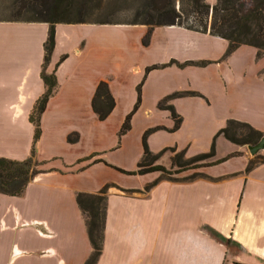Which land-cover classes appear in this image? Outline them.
<instances>
[{
	"label": "crops",
	"instance_id": "crops-1",
	"mask_svg": "<svg viewBox=\"0 0 264 264\" xmlns=\"http://www.w3.org/2000/svg\"><path fill=\"white\" fill-rule=\"evenodd\" d=\"M54 29L46 72H55L57 87L34 144L40 173L20 197L0 194V264H85L92 249L76 196L106 186L96 264H264V151L246 171L258 154L220 136L202 177L186 171L147 190L159 173L128 175L149 131V151L167 150L157 163L163 167L172 150L190 158L208 153L228 121L264 136V54L241 46L225 57V40L178 26L152 28L146 46V26ZM48 30L0 22V158L30 157L29 116L46 90L40 74ZM100 82L114 101L103 121L91 107ZM164 100L181 119L176 130L171 113L158 107ZM69 136L77 140L70 143ZM220 143L230 151L219 152Z\"/></svg>",
	"mask_w": 264,
	"mask_h": 264
},
{
	"label": "trees",
	"instance_id": "trees-1",
	"mask_svg": "<svg viewBox=\"0 0 264 264\" xmlns=\"http://www.w3.org/2000/svg\"><path fill=\"white\" fill-rule=\"evenodd\" d=\"M119 15L125 18H117ZM0 22L39 23L49 26L40 74L46 90L35 103L29 116V121L34 127L30 157L24 161L0 158V194L10 197H20L33 178L40 173L34 144L40 137L41 115L57 87L55 72L51 74L46 72L55 44V25L146 26L149 30L142 40L144 46L149 43L152 28L178 26L225 40L228 43L225 57L241 46L256 49L258 56L264 54V0H216L213 6L208 5L205 0H0ZM173 64L175 63L171 62L169 65ZM156 68H148L146 72ZM183 95L190 94H174L166 100ZM166 100L160 102L158 107L171 113L175 124L174 130H176L181 119L171 106L166 105ZM137 105L138 102L134 110ZM91 107L99 121L105 120L113 110L114 101L106 83L98 84ZM131 116L132 113L125 118L119 131V138L129 130ZM149 132H146L142 138L143 157L137 164L136 171L128 174L141 176L159 173L160 178L147 186V190L161 179L174 181L175 178H171L173 175L202 167L200 163L214 157L215 140L220 136L237 146H253L263 136L248 124L228 121L213 138L208 153L199 154L184 161L181 160L183 153L177 154L171 159V169L175 170H167L157 164L167 150L152 154L146 145ZM76 140V137H68L70 143ZM251 167L252 164L246 171H249ZM107 190L106 186L95 195L77 194L76 196L79 209L85 217V226L92 249L85 264H96L102 253Z\"/></svg>",
	"mask_w": 264,
	"mask_h": 264
},
{
	"label": "rangeland",
	"instance_id": "rangeland-1",
	"mask_svg": "<svg viewBox=\"0 0 264 264\" xmlns=\"http://www.w3.org/2000/svg\"><path fill=\"white\" fill-rule=\"evenodd\" d=\"M117 18H121L122 19V18H125V17L124 16L122 17V16L119 15ZM219 147H220L219 152L221 150V153H228L230 151V149H231V146L230 145H228V144L227 145H224V143H220L219 144ZM246 150L248 151L247 148H246ZM180 153L181 152H176V151H173L172 150L171 152H168V154L163 157L164 160H162V162H163V165L165 166V168L167 170H175L174 168L171 169V159H173L177 154H180ZM248 154H249V152H248ZM182 155L183 156H181V160H183V161L186 160V159H188V158H190V157L185 156L184 153ZM261 160H262V156H261V152H260L258 154V157L257 156L256 157H253V160L251 161L250 164L258 163ZM210 162H212V161L211 160H208L206 162L200 163V166H202V167H200V168H198L196 170H190L188 172H190V174H193L192 176H194L196 178L202 177L203 175H202L201 172H203V169L205 167H207L208 165H210ZM180 174L179 175H173L171 178L177 179V178L180 177Z\"/></svg>",
	"mask_w": 264,
	"mask_h": 264
},
{
	"label": "water",
	"instance_id": "water-1",
	"mask_svg": "<svg viewBox=\"0 0 264 264\" xmlns=\"http://www.w3.org/2000/svg\"><path fill=\"white\" fill-rule=\"evenodd\" d=\"M248 152L251 156H255L260 152L264 151V136L259 140V142L253 146H247Z\"/></svg>",
	"mask_w": 264,
	"mask_h": 264
}]
</instances>
